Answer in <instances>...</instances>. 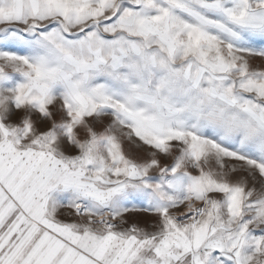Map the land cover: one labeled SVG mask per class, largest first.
<instances>
[{"label": "snow or ice", "instance_id": "snow-or-ice-1", "mask_svg": "<svg viewBox=\"0 0 264 264\" xmlns=\"http://www.w3.org/2000/svg\"><path fill=\"white\" fill-rule=\"evenodd\" d=\"M0 264H264V0H0Z\"/></svg>", "mask_w": 264, "mask_h": 264}]
</instances>
